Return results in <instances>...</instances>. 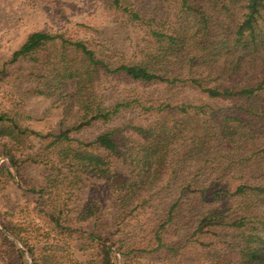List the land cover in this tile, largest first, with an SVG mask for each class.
<instances>
[{
  "label": "trees",
  "instance_id": "trees-1",
  "mask_svg": "<svg viewBox=\"0 0 264 264\" xmlns=\"http://www.w3.org/2000/svg\"><path fill=\"white\" fill-rule=\"evenodd\" d=\"M102 2L136 57L39 29L0 63L62 110L41 133L0 107V264H172L210 236L208 264H264V0Z\"/></svg>",
  "mask_w": 264,
  "mask_h": 264
},
{
  "label": "rangeland",
  "instance_id": "rangeland-1",
  "mask_svg": "<svg viewBox=\"0 0 264 264\" xmlns=\"http://www.w3.org/2000/svg\"><path fill=\"white\" fill-rule=\"evenodd\" d=\"M141 27L138 23L135 26L125 23L123 17L105 9L102 0H0V63L9 57L11 51L21 44L29 32L39 29L61 32L66 36L84 40L98 52L106 51L114 55L116 60H127L136 57L134 54L138 49L135 45L144 35ZM25 66V63L12 65L7 74L0 75V107L13 109L23 125L36 131L45 133L54 130L62 119L61 101L56 100L57 94L47 96L37 93L34 90L36 83L32 76L26 75ZM107 85L108 83L105 84ZM116 87L132 88L133 91L156 96L159 93L170 95L173 92V97H193V93L180 87L168 92L158 86H142L136 83L119 82ZM222 105L233 107L231 102ZM96 129L91 127L83 136L79 133L76 135L90 138ZM39 144L36 139L27 142V146L34 148L39 147ZM204 239L206 242H214L210 246L189 247L172 264H208L214 258V251H223L224 246L217 238L210 236Z\"/></svg>",
  "mask_w": 264,
  "mask_h": 264
}]
</instances>
